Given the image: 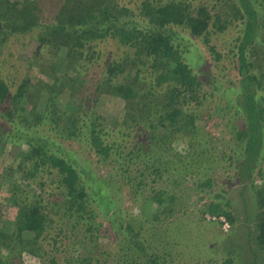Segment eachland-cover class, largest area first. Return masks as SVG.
I'll use <instances>...</instances> for the list:
<instances>
[{
	"label": "trees",
	"instance_id": "16d2710c",
	"mask_svg": "<svg viewBox=\"0 0 264 264\" xmlns=\"http://www.w3.org/2000/svg\"><path fill=\"white\" fill-rule=\"evenodd\" d=\"M23 2L0 0V34L36 30L38 52L42 53L43 46L48 45L57 60L43 66L46 79L40 78L36 83L27 79L14 87L0 72V160L9 145L28 147L19 162L7 171L9 180L13 174L30 180L44 169H56L58 183L64 189L61 193L64 216L69 221L75 219L77 225L83 222L88 232L94 220L92 207L103 204L109 206L111 227L115 219L128 220L125 210L118 208L120 202L110 195L113 187L118 188L114 175L98 178L91 169L92 164L76 162L71 157L72 152L60 145L61 141L81 137L97 151L101 161H107L114 149L119 152L121 145L108 142L110 134L94 108L99 97L107 95L121 98L126 106H137L132 110L140 111V122L151 128L146 139L135 147L132 145L128 153L130 159L140 157L149 146L148 140L166 149L178 132L190 134L194 150L191 159L198 153L200 156L210 153V148L198 147L202 145L205 132L198 128V115L194 110H199L212 94L207 87L213 92L221 89L215 86V79L210 80L208 62L209 68L200 72L184 56L194 45L192 39L202 38L214 60L220 61L223 54L212 43V36L233 33L227 55L232 58L241 79L237 88H229L235 89V96L228 103L234 109V116L241 119V125H232L237 142L236 147L229 144L233 155H228V159L236 163L233 178L242 185L240 194L245 195L242 191L247 181L256 191L255 209L246 213L257 220L258 235L253 242L264 249V187L253 184L257 171L264 178V0H135L134 8L125 0H66L52 25L41 22L39 4L34 2V6H30L27 5L30 0ZM109 40L116 41L123 51L116 59L112 53L108 54L103 78L90 88L86 86L89 74L102 56L106 57L102 49L107 43L103 42ZM256 70L258 74L254 73ZM43 97L46 99L42 106ZM75 97L79 100L72 105ZM59 105L65 112L59 113ZM46 121L50 122L49 126L44 124ZM199 136L197 145L195 139ZM202 185L212 188L214 181L207 177ZM138 186H145L144 181L140 180ZM151 190L152 193L144 196L141 210L148 215L147 210L152 209L153 218L158 219L164 203L176 199L166 191ZM14 191L27 199L14 200L19 207L17 220L11 227L0 229V249L8 255L16 252V255L0 256V264H21L25 253L39 256L41 237L53 222L39 201L28 200V188L13 185V194ZM221 197L224 199L223 195ZM241 203L244 208L245 201ZM230 206L231 201L211 202L204 205L202 214L226 216L233 225L236 219L227 209ZM131 226L123 223L119 230L131 231ZM248 242L252 243L250 239ZM250 252L257 263V251L250 246ZM9 258L18 260L9 261ZM84 261L83 258L79 264ZM87 261L90 264V260ZM50 262L55 263V260ZM151 263L157 264L156 256Z\"/></svg>",
	"mask_w": 264,
	"mask_h": 264
},
{
	"label": "rangeland",
	"instance_id": "374dc122",
	"mask_svg": "<svg viewBox=\"0 0 264 264\" xmlns=\"http://www.w3.org/2000/svg\"><path fill=\"white\" fill-rule=\"evenodd\" d=\"M10 1L24 3V0ZM64 1L66 0H30L32 4L27 5L34 6V2L39 4L41 22L52 25ZM134 1L125 0L131 8L135 7ZM35 34L36 30L25 34H0L2 43L0 72L14 87L27 79L34 83L40 78L46 79L43 75L46 69H43V66L57 60L51 55L48 45L43 46L42 53L38 52L40 44L35 40ZM231 38L233 33L231 35L228 32L212 36V43H215L223 54L220 61L214 60L202 38H191L194 45L184 56L195 69H200V72L210 67L212 75L210 80L215 79V86L221 89L213 92L207 87L208 93L212 94L204 100L199 110H194L198 115L197 126L205 132L202 145H198L200 136L195 139V144L197 142L199 149L202 146L210 148V153H203L201 156L198 153L191 159L190 154L194 150L191 147L193 142L190 134L178 132L170 140L169 145H166V149L161 144L148 140L149 146L140 157L130 159L132 157H129L128 153L133 149L132 145L135 147L146 139L151 128L140 122L142 119L140 111L132 110L137 106H126L121 98L107 95L99 97L94 108L102 117L101 122L110 134L108 142L116 146V143L121 145L119 152L114 149L107 161H101L97 151L81 137L61 141L60 145L64 150L72 152L71 157L76 162H85L87 165L91 163V169L98 178L101 175L104 177L114 175L113 179L118 188L113 187L111 190L114 193L110 191V195H113L115 201L120 202L118 208L125 210L124 214H128V220L115 219V224L111 227L109 223L111 215L107 214L109 206L103 204L102 207L94 205L90 211L94 216L90 231H86L83 222L82 225L81 223L77 225L75 219L69 221L64 216L61 194L64 189L58 183L57 170L44 169L36 178L30 180H24L21 174H13L9 180L7 171L19 162L20 155L28 147L25 144L8 146L6 158L3 156L0 160V229L11 227L17 220L19 207L14 203L19 201L18 198L27 199L18 191H14L13 194V185L28 188L30 190L28 200L39 201L53 221L46 234L41 237L40 255L25 253L20 259L21 264H79L83 258L84 264H88L87 259L90 260V264L133 262L152 264L151 259L154 256L157 257V264H264V249L253 242L258 235L257 220L251 217V213H246V210L255 209L256 191H253L251 183L247 184V181L245 184L247 190L245 191L243 185L242 191L245 195L240 194L242 185L233 178L236 163L228 159V155H233L230 145L236 147L237 142L234 140L236 129L233 126L241 125V119L234 116V109L228 103L230 98L235 96V89L229 88H237L241 79L239 70L235 68L232 58L227 55L228 41ZM103 43H107L102 49L106 52V57L102 56L97 66L90 72L89 82L86 84L90 88L96 80L103 78L107 65L105 60L109 59L108 54L112 53V57L115 56L116 59L123 51L118 48L116 41L109 40ZM206 62L209 63V67L206 66ZM254 73L258 74L257 70ZM45 99L43 97L41 100L42 106ZM78 100L79 98L75 97L72 105ZM58 109L60 114L65 112L62 105H59ZM49 123L46 121L44 124L49 126ZM184 159L186 164L183 162ZM145 164L150 167L145 168ZM154 167L158 170L156 171ZM142 172L144 175L140 174ZM260 174L257 171L253 176V184L258 188L264 187V178ZM207 177L214 181L212 188L202 185V181ZM140 180L144 181L145 186H138ZM152 188L166 191L176 199L172 203L171 201L164 203L158 213V219L153 218L155 214H151L152 209L150 212L147 210L148 215L141 210L144 208L142 200L144 196L152 193ZM222 200L231 201V206L227 209L235 215L233 225L226 216L217 218L210 214H202L204 205L211 202L219 203ZM243 200L244 208L241 203ZM170 208L174 211L169 212ZM123 223L125 226L130 223L132 230H119ZM31 236L33 237V234ZM249 239L252 243L248 242ZM250 246L258 253L257 263L253 261ZM11 247L13 249L12 245ZM13 254L16 255V252ZM7 255V251L0 249V256ZM18 259L9 258V261L16 262ZM53 259L55 263L50 262Z\"/></svg>",
	"mask_w": 264,
	"mask_h": 264
}]
</instances>
